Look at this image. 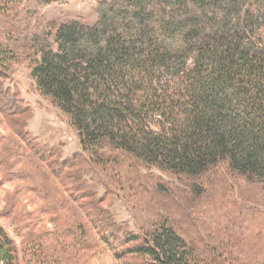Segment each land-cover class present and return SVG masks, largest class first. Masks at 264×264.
<instances>
[{"label": "trees", "instance_id": "obj_1", "mask_svg": "<svg viewBox=\"0 0 264 264\" xmlns=\"http://www.w3.org/2000/svg\"><path fill=\"white\" fill-rule=\"evenodd\" d=\"M71 1L0 0V112L22 137L28 109L3 83L21 58L90 162L106 168L128 158L189 179L225 163L264 193V0H99L89 23L22 24L27 6ZM81 193L91 225L124 264H215V247L199 246L167 217L130 232ZM0 264H19L1 225Z\"/></svg>", "mask_w": 264, "mask_h": 264}, {"label": "rangeland", "instance_id": "obj_2", "mask_svg": "<svg viewBox=\"0 0 264 264\" xmlns=\"http://www.w3.org/2000/svg\"><path fill=\"white\" fill-rule=\"evenodd\" d=\"M97 1L27 6L22 24L54 30L75 19L89 23ZM3 83L28 109L26 137L0 112V225L14 240L19 264H124L91 225L84 191L130 232L140 233L141 227L167 217L199 246L215 247V264H264L260 186L225 163L196 179L128 158L106 168L96 165L83 154L61 110L37 90L28 59L13 62ZM29 142L53 156H39ZM76 177L80 193L71 191Z\"/></svg>", "mask_w": 264, "mask_h": 264}]
</instances>
